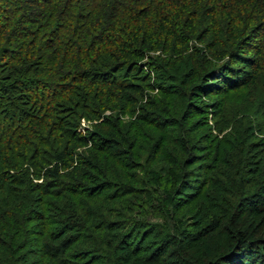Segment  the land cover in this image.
<instances>
[{
	"label": "trees",
	"instance_id": "trees-1",
	"mask_svg": "<svg viewBox=\"0 0 264 264\" xmlns=\"http://www.w3.org/2000/svg\"><path fill=\"white\" fill-rule=\"evenodd\" d=\"M0 264H264V0H0Z\"/></svg>",
	"mask_w": 264,
	"mask_h": 264
},
{
	"label": "rangeland",
	"instance_id": "rangeland-1",
	"mask_svg": "<svg viewBox=\"0 0 264 264\" xmlns=\"http://www.w3.org/2000/svg\"><path fill=\"white\" fill-rule=\"evenodd\" d=\"M86 125V123H84Z\"/></svg>",
	"mask_w": 264,
	"mask_h": 264
}]
</instances>
